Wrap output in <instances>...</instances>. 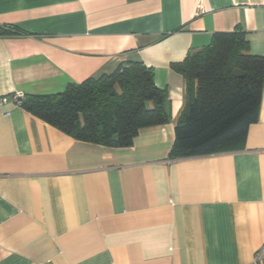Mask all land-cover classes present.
<instances>
[{
    "label": "crops",
    "instance_id": "0c3cea01",
    "mask_svg": "<svg viewBox=\"0 0 264 264\" xmlns=\"http://www.w3.org/2000/svg\"><path fill=\"white\" fill-rule=\"evenodd\" d=\"M238 26L264 56V0H0V264H252L264 87L243 142L170 157L188 97L172 64ZM134 61L154 70L171 116L129 146L76 139L13 101Z\"/></svg>",
    "mask_w": 264,
    "mask_h": 264
},
{
    "label": "trees",
    "instance_id": "16d2710c",
    "mask_svg": "<svg viewBox=\"0 0 264 264\" xmlns=\"http://www.w3.org/2000/svg\"><path fill=\"white\" fill-rule=\"evenodd\" d=\"M249 47L238 26L215 32L208 45L172 64L187 80L188 97L170 157L210 155L246 139L258 121L264 87V56ZM22 107L76 139L108 146H129L141 128L171 116L167 91L142 61L122 63L58 94L26 97Z\"/></svg>",
    "mask_w": 264,
    "mask_h": 264
},
{
    "label": "built area",
    "instance_id": "2783aa9c",
    "mask_svg": "<svg viewBox=\"0 0 264 264\" xmlns=\"http://www.w3.org/2000/svg\"><path fill=\"white\" fill-rule=\"evenodd\" d=\"M25 99V95L22 92H16L13 95V101L17 104V105H22V102ZM8 101V97H2L0 99V103H4ZM264 258V245H262L256 252L254 255V261L252 264H258L262 259Z\"/></svg>",
    "mask_w": 264,
    "mask_h": 264
}]
</instances>
